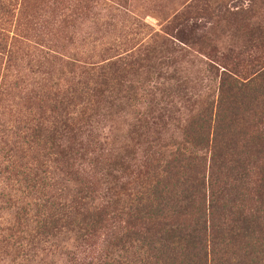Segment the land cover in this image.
Instances as JSON below:
<instances>
[{"label": "trees", "instance_id": "trees-1", "mask_svg": "<svg viewBox=\"0 0 264 264\" xmlns=\"http://www.w3.org/2000/svg\"><path fill=\"white\" fill-rule=\"evenodd\" d=\"M39 1L0 0V102L20 105L5 123L18 148L4 172L32 200L1 244L20 252L26 234L43 244L70 234L74 264H264V63L249 58L264 50L259 12L252 24L253 7L211 0L197 41L148 33L94 60L57 52L48 19L74 43L75 21L100 16L102 0ZM110 1L107 17L124 28L127 0ZM218 34L233 45H213ZM22 54L43 80L16 103ZM112 117L128 119L118 142L100 131Z\"/></svg>", "mask_w": 264, "mask_h": 264}, {"label": "rangeland", "instance_id": "rangeland-1", "mask_svg": "<svg viewBox=\"0 0 264 264\" xmlns=\"http://www.w3.org/2000/svg\"><path fill=\"white\" fill-rule=\"evenodd\" d=\"M220 1L219 5L223 4L234 10L246 8L247 6L253 7V19L252 16L248 15L250 16V23L258 21V12L259 19L261 21L264 20V5L262 4V0H253L254 2L252 0ZM15 2H18V5L21 4V0H15ZM39 2L40 7L45 9L51 4L49 0H41ZM111 3L112 1L110 0H102V3L95 11V14H100V16L97 18L93 16L91 22L90 17L88 18L89 21L86 18L75 21L77 25V38L74 40V43L64 41L61 38V34H58L62 25L59 17H55L52 20L48 19V22L57 23L56 25L54 24L56 30L49 35L48 42L52 46H55L57 52L60 51L61 54H65L68 57L73 55L87 57V55H91L94 56V60H98L101 51L105 49L117 48L121 52L124 48L130 50L136 47L138 43L144 42L143 40L147 38L148 33L154 34V32L159 33L161 36H167V33H169L173 36V38L170 36V39H175L177 42L182 40L185 43L191 44L197 41L198 36L206 28H211L210 22H212V17L208 9L210 6L217 7V2H212L211 0H127L124 4L127 15H125L126 21L123 28L121 24H115L114 20L107 17V10ZM260 8H263V10L259 11ZM16 24L15 18H10L7 30H9L11 36L17 32L15 31L17 30ZM212 37L217 40L219 39V42H213V45L219 44L220 50L221 48L233 45L234 42L230 34H218ZM80 52L81 55L79 54ZM113 53L111 51L104 55L103 58H109ZM249 58H252V64L257 62L264 63V50L256 51L255 49V54H251ZM191 60H195L197 64L199 63L193 57ZM18 65L19 67L15 66V68L19 70L20 75L28 82L26 86L21 81L18 82L16 86L19 88L13 87L11 90L9 89L10 95L7 98H10V100L14 98L16 103H23V101L18 100V97H23L31 86H37V83L42 82L43 79L40 77V74L35 73L37 67H35V61L29 58V55H20ZM1 69L6 72L5 65ZM62 72L64 73L62 75L64 84L69 71L63 68ZM191 76L197 77V74L193 73ZM37 78H40L39 81H36ZM0 91H2L1 88ZM16 105L12 101L3 100L0 102V114L5 112V116L0 117V264H74L73 258H75V255L73 253L77 249L70 234L67 235L70 239L67 236H62L60 241L49 244L38 243L40 239L33 243L31 235L26 234L25 238H23L24 241H22L20 252H15L1 244L6 236L4 230L9 224L14 222L16 212L23 205H27L29 201H32L30 198H24L23 193L18 191L17 186H14V181L10 180L12 176L4 172L7 165V153H10L13 148H18L15 145L16 140L14 136L12 133H9L8 126L5 125L9 121L10 111ZM127 120V118L112 117L111 120L104 122V126L100 128L102 137L107 139V141L118 142L127 128ZM2 156H5V158Z\"/></svg>", "mask_w": 264, "mask_h": 264}]
</instances>
